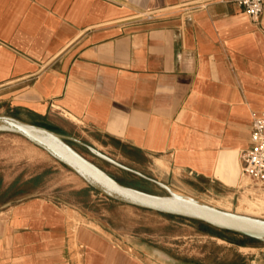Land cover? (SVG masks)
<instances>
[{
    "label": "crops",
    "instance_id": "obj_1",
    "mask_svg": "<svg viewBox=\"0 0 264 264\" xmlns=\"http://www.w3.org/2000/svg\"><path fill=\"white\" fill-rule=\"evenodd\" d=\"M0 113L229 205L253 199L238 180L264 113V6L253 22L234 0H0ZM17 196L0 205V264H147L84 215Z\"/></svg>",
    "mask_w": 264,
    "mask_h": 264
},
{
    "label": "rangeland",
    "instance_id": "obj_2",
    "mask_svg": "<svg viewBox=\"0 0 264 264\" xmlns=\"http://www.w3.org/2000/svg\"><path fill=\"white\" fill-rule=\"evenodd\" d=\"M73 146L124 185L160 196L177 195L221 210L264 219V195L259 192L253 195V199L238 203L234 201L229 205L221 202L220 196L196 193L195 186L185 180L176 182L171 178V173L156 172L152 165H146L140 173L164 185L168 180L172 186L166 188L154 184L77 144ZM111 158L132 169L125 161ZM21 189L29 190L30 196L49 199L72 216L80 213L88 221L99 223L118 246L139 255L147 264H264L262 237L225 234L233 243L201 231V225L197 222L168 217L107 199L90 190L79 176L42 149L20 136L0 133V205L5 201L14 203ZM249 238L254 241H247L243 246L252 249H241L242 253H239L238 242Z\"/></svg>",
    "mask_w": 264,
    "mask_h": 264
},
{
    "label": "water",
    "instance_id": "obj_3",
    "mask_svg": "<svg viewBox=\"0 0 264 264\" xmlns=\"http://www.w3.org/2000/svg\"><path fill=\"white\" fill-rule=\"evenodd\" d=\"M0 133L20 136L42 149L107 199L161 215L203 223L235 235L264 238V219L221 210L177 195L160 196L124 185L78 152L67 138L46 127L0 113ZM110 162L140 178L166 187L133 169Z\"/></svg>",
    "mask_w": 264,
    "mask_h": 264
},
{
    "label": "built area",
    "instance_id": "obj_4",
    "mask_svg": "<svg viewBox=\"0 0 264 264\" xmlns=\"http://www.w3.org/2000/svg\"><path fill=\"white\" fill-rule=\"evenodd\" d=\"M234 2L253 22L259 21L263 12V0H234ZM240 160L239 188H250L253 190V195L258 192L264 193V113L253 117L250 147L241 152Z\"/></svg>",
    "mask_w": 264,
    "mask_h": 264
},
{
    "label": "trees",
    "instance_id": "obj_5",
    "mask_svg": "<svg viewBox=\"0 0 264 264\" xmlns=\"http://www.w3.org/2000/svg\"><path fill=\"white\" fill-rule=\"evenodd\" d=\"M90 190H92L91 188H89ZM93 191V190H92ZM168 217H171V216H168ZM183 219V218H182ZM194 222V221H193ZM199 223V222H197ZM201 225L200 227V230L211 235V236H217L219 238H223V239H226L230 242H233V240H231L230 238H227L226 236H224L225 234H232L230 232H226V231H219V230H216L206 224H203V223H199ZM232 235H235V234H232ZM247 241H250V242H253V238H249L248 240H245V241H241V242H238V245H245ZM235 243V242H233Z\"/></svg>",
    "mask_w": 264,
    "mask_h": 264
}]
</instances>
